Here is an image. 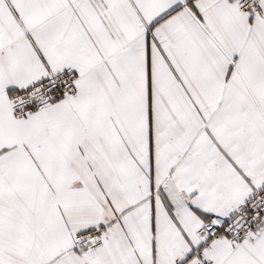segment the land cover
Masks as SVG:
<instances>
[{"label": "snow or ice", "instance_id": "6c2138e0", "mask_svg": "<svg viewBox=\"0 0 264 264\" xmlns=\"http://www.w3.org/2000/svg\"><path fill=\"white\" fill-rule=\"evenodd\" d=\"M0 264H264V0H0Z\"/></svg>", "mask_w": 264, "mask_h": 264}]
</instances>
